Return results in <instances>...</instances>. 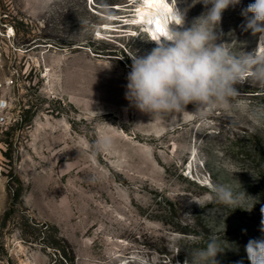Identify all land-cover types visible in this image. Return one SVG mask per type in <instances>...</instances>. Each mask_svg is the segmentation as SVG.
<instances>
[{"label":"rangeland","instance_id":"rangeland-1","mask_svg":"<svg viewBox=\"0 0 264 264\" xmlns=\"http://www.w3.org/2000/svg\"><path fill=\"white\" fill-rule=\"evenodd\" d=\"M131 1L0 0V264H192L213 236L217 264H248L245 245L264 239V87L237 85L203 118L141 112L130 55L157 44L120 21ZM252 2L223 11L217 43L257 49ZM211 7L176 0L185 27ZM103 133L114 147L94 155ZM219 184L237 204L213 199Z\"/></svg>","mask_w":264,"mask_h":264},{"label":"clouds","instance_id":"clouds-1","mask_svg":"<svg viewBox=\"0 0 264 264\" xmlns=\"http://www.w3.org/2000/svg\"><path fill=\"white\" fill-rule=\"evenodd\" d=\"M203 3L212 7L185 27V13L176 8L173 0L170 20L154 39L157 46L146 56L130 55L125 96L141 112L151 116L182 113L192 105V114L203 118L216 107L228 108L230 99L239 94L237 85L248 82L264 87V43L252 53H236L227 44L217 43L216 29L223 11L240 0ZM242 15L247 17L246 27L253 35L264 38V0L249 3ZM113 147L112 136L100 134L93 154L111 151ZM212 193L216 202L225 205L237 204L239 199L228 185H214ZM261 212L264 214V208ZM222 250L218 238L213 236L205 247L192 253V264H217L215 258ZM245 252L249 264H264V239H249Z\"/></svg>","mask_w":264,"mask_h":264},{"label":"bare ground","instance_id":"bare-ground-1","mask_svg":"<svg viewBox=\"0 0 264 264\" xmlns=\"http://www.w3.org/2000/svg\"><path fill=\"white\" fill-rule=\"evenodd\" d=\"M132 1V5H137L133 18H127L120 21L125 20L127 24L134 25L139 23L142 24L143 30L148 33L151 40L155 41L154 39H156L158 35L164 30V25L167 24L170 20L168 13L172 4L167 0ZM261 43H264V38L259 35L257 44L260 45ZM90 181L92 180L87 178L82 182V184H90Z\"/></svg>","mask_w":264,"mask_h":264},{"label":"trees","instance_id":"trees-1","mask_svg":"<svg viewBox=\"0 0 264 264\" xmlns=\"http://www.w3.org/2000/svg\"><path fill=\"white\" fill-rule=\"evenodd\" d=\"M22 189V186L20 185V183H19V186L14 190V192H16L15 193V197L17 198L18 196H19V194H20V190ZM11 213H12V209H8L7 211H6V213H5V215H6V219H7V217H9L10 215H11ZM4 215V216H5ZM249 264V263H248Z\"/></svg>","mask_w":264,"mask_h":264},{"label":"built area","instance_id":"built-area-1","mask_svg":"<svg viewBox=\"0 0 264 264\" xmlns=\"http://www.w3.org/2000/svg\"><path fill=\"white\" fill-rule=\"evenodd\" d=\"M6 121V113L2 112L0 115V124H4Z\"/></svg>","mask_w":264,"mask_h":264}]
</instances>
